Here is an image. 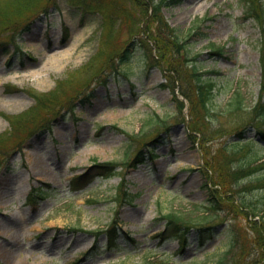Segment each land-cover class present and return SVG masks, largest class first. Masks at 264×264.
<instances>
[{
	"label": "rangeland",
	"instance_id": "rangeland-1",
	"mask_svg": "<svg viewBox=\"0 0 264 264\" xmlns=\"http://www.w3.org/2000/svg\"><path fill=\"white\" fill-rule=\"evenodd\" d=\"M142 2L34 0L0 22V264H145L156 259L214 264L231 236L240 232L239 242H247L253 235L243 215L225 216L201 203L208 197L207 171L228 164L235 148L225 145L238 140L237 129L253 120L262 84L260 28L245 18L242 0H178L162 7V24ZM171 27L186 48L177 52L169 46L170 64L158 63L157 44L164 45L154 35L174 40ZM212 43L224 47L221 57L211 53ZM102 48L109 61L95 60ZM127 48L129 58L121 63ZM61 52L73 55L47 62ZM93 60L95 66L85 72ZM192 63L216 81L210 116L188 99L181 109L171 88L162 85L164 68L173 67L178 95L196 96ZM74 73L52 113H26L35 105L34 94L55 89ZM237 90L243 107L233 109ZM13 115L22 129H14ZM190 121L198 130L194 136ZM160 132L162 140L149 142ZM150 147H156L155 159ZM141 150L145 162L129 166ZM96 160L113 161L115 172L73 189L72 179ZM122 177L138 195L118 210L114 196ZM33 188L42 192L32 196ZM168 212L195 224H216L218 232L204 245L191 236L181 253L178 238L161 244L154 236ZM117 219L119 233H130L137 243L125 242L122 235L121 246L110 248L102 234L94 249L96 231ZM147 249L153 253L146 258Z\"/></svg>",
	"mask_w": 264,
	"mask_h": 264
},
{
	"label": "trees",
	"instance_id": "trees-1",
	"mask_svg": "<svg viewBox=\"0 0 264 264\" xmlns=\"http://www.w3.org/2000/svg\"><path fill=\"white\" fill-rule=\"evenodd\" d=\"M178 0H143L140 3L142 8H145L148 15L153 16L157 14L156 22L163 23L162 7L165 5H171L176 3ZM34 0H0V22H8L11 14H19L22 9L31 5ZM244 6V12L246 17L252 18L259 26L261 31L260 40V62L262 67V84L261 92L257 99L256 104L253 107V120L237 129L238 140L230 142L225 145L229 151L235 148L234 151H230L228 154V164L222 163L221 168H212L207 171L208 182L204 186L208 190V197L205 203H201L208 210L212 212H224L225 216L231 212H236L239 215L247 218L249 225L252 228L253 235L248 234L249 241L245 242L240 240V232L235 234L232 239H229L226 244V249L218 258L214 261V264H264V1L263 0H242ZM171 31L174 32V40L166 42L163 38L158 35H154V40L163 43L164 47L157 44L158 53L155 55L157 62H164L165 60L171 62V58L166 55L169 46H174L177 52H181L186 48V41L178 36L176 30L171 27ZM169 38H172V34H169ZM214 50L213 55L221 56L223 48L217 47L215 43H212ZM103 48L96 55L95 60L105 58L110 60L111 57L106 56L102 53ZM120 60L124 63L129 58L128 48L120 54ZM95 60L86 65L85 72L95 66ZM171 66V65H170ZM193 73L195 76L197 93L196 96L184 95L192 101H196L199 107L204 110L206 116L211 115L213 108V99L215 95L216 83L213 79L204 78V74L201 73L197 66L192 63ZM166 80L170 81L171 84L164 83L163 86H169L171 89H175L177 71L173 67L164 68ZM75 77V73L68 76L67 79L58 82L55 89L49 92H40L34 94L35 105L26 111L27 114L35 116V110L43 109L47 113H52L56 108L55 102L60 99L62 89ZM91 95L86 96L83 101H90ZM180 108L184 107V102L177 99ZM233 109H240L243 107L242 96L239 90L235 92L231 99ZM18 115L11 116V121L14 125V129H22L20 120L14 123V119ZM37 116V115H36ZM35 116V117H36ZM46 127V124L43 125ZM254 130V137L250 136L247 132ZM191 136H194L198 130L194 128V125L190 121ZM30 131L29 136L33 134ZM150 132H145L143 135L147 136ZM162 132L149 139L151 142H157L162 140ZM152 156L155 155V149H150ZM237 153H241V157H236ZM139 162H143L142 150L136 155L135 160L131 161L129 166H136ZM116 163L113 161L98 162L97 160L91 165L86 171L76 175L72 179L73 189H81L90 183L97 176H109L116 170ZM42 190L33 188L31 194ZM30 194V195H31ZM138 194L132 193L131 189L127 185L126 178H122L121 182L117 187L115 194V201L118 203L117 206L122 207L124 203H131L134 201ZM33 196V195H32ZM29 196L32 200L33 197ZM236 214V215H237ZM207 216V215H205ZM165 224L164 227L157 233L154 234L158 237L161 244L170 238H178L180 241L179 252L183 253L188 245H190L191 236H194V240L200 245H204L205 242L214 237L218 232L217 225L206 223V224H195L188 220L187 217L176 212L163 213L162 219ZM119 224L111 223L106 228L98 232L96 237V243L94 249H98L97 239L102 234L107 235V245L110 248L119 247L121 243L119 238L125 236V242L131 244L137 243L136 239L130 235V233L120 234L118 231ZM127 249V248H126ZM153 252L147 249L144 256L147 258ZM81 258H78L80 261ZM145 264H170L167 260L148 261Z\"/></svg>",
	"mask_w": 264,
	"mask_h": 264
},
{
	"label": "bare ground",
	"instance_id": "bare-ground-1",
	"mask_svg": "<svg viewBox=\"0 0 264 264\" xmlns=\"http://www.w3.org/2000/svg\"><path fill=\"white\" fill-rule=\"evenodd\" d=\"M73 55V52H61L59 55L51 54L48 56L47 62L55 64L59 61L60 58H70ZM43 78V77H42Z\"/></svg>",
	"mask_w": 264,
	"mask_h": 264
}]
</instances>
